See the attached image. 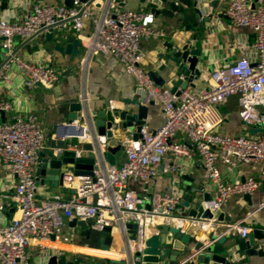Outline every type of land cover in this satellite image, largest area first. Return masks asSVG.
Here are the masks:
<instances>
[{"label":"built area","instance_id":"1","mask_svg":"<svg viewBox=\"0 0 264 264\" xmlns=\"http://www.w3.org/2000/svg\"><path fill=\"white\" fill-rule=\"evenodd\" d=\"M220 1L224 4L222 14L233 26L248 28L254 34L256 60L239 57L226 67L212 70L208 87L196 92L187 87L179 96L155 85L141 67V40L165 37L163 31L153 28L155 16L149 8L145 12L130 10L122 0H71L70 7L36 5L20 21L0 18L3 39L0 44L8 56L13 51L14 37L27 39L42 28L76 17L83 9L81 16L70 23L74 34L82 31L85 21L92 26L91 34L81 41L86 56L100 53L118 60L134 79L144 103H159L164 117L162 126L154 131L143 127L137 141L132 140L130 133L125 134L119 141L124 148V160L114 166L105 160L108 140L95 135L87 119L79 117L70 123H60L54 139L76 138L78 143L92 144L97 154V169L91 176L65 175L62 190L70 191L68 197L53 194L37 202L39 183L35 169L43 148V133L34 115L2 121L1 113L9 112L11 104L0 95V173L14 179L12 199L17 207V215L0 224V264H30L26 249L32 243L51 250L48 256L55 255L54 251L59 252L53 245L57 233L65 221L72 220H92L90 227L97 232L106 227L116 229L126 236L124 242L131 253L141 252L145 247L153 220L173 226L181 233L185 229H211L218 238L227 233H236L242 239L248 236L252 231L247 225L249 216L228 225L223 235L215 232L220 224L217 216L229 198L251 196L261 181L248 177L225 184L218 164L227 172L244 164L252 167L264 164V112L261 111L264 109V0ZM9 66L21 72L26 89L52 87L59 77L53 66L29 62L17 55L11 57L5 68ZM233 95H237L239 120L250 129H259L257 133L227 136L217 132L223 122L218 107ZM81 101L86 102L85 97ZM177 136L184 142L176 140ZM192 153L199 158L204 177L213 185L210 199L204 202V209L212 213L211 218L176 215L183 201V193L177 187L168 193L153 194L150 199L128 187L129 181L147 185L159 175L177 173L178 161L190 158ZM146 201L150 202L149 209L142 208ZM263 209L264 202L256 212ZM127 223L136 225L134 240H129ZM261 230L264 240V228ZM233 264L247 263L237 260Z\"/></svg>","mask_w":264,"mask_h":264},{"label":"crops","instance_id":"2","mask_svg":"<svg viewBox=\"0 0 264 264\" xmlns=\"http://www.w3.org/2000/svg\"><path fill=\"white\" fill-rule=\"evenodd\" d=\"M65 0H9L8 9L0 13V18L8 22L20 21L23 16L39 4L64 5ZM123 1V0H122ZM224 4L220 0H205L204 17L209 19L203 29H198L199 39L202 42V54L200 64L203 67V76L199 81L194 82L195 88L189 87L191 91H198L208 87L210 84V72L217 68H223L233 63L239 57H247L251 62H255L254 54V34L245 27L233 26L222 14ZM174 16L173 18H155L153 28L163 31L165 37L162 39L141 40L140 50L143 54L141 67L146 71H156L165 81L164 88L170 89L169 81L171 76L164 72H159L158 68L164 64V60L159 61L157 49L164 41H170L181 45L183 39L191 35L185 32V26L191 22H182ZM61 30L68 31L70 35H75L81 41H85L91 34L92 26L89 21L84 22V27L79 34H74L72 23L63 26ZM196 31V30H195ZM196 31V32H197ZM59 29H54V33ZM26 39L16 36L13 39V50L24 43ZM82 55L74 61H70L67 56L61 57L53 50V45L45 41V34H39L29 43L20 48L17 56L23 60L48 64L59 71L56 84L49 88L34 86L30 89L23 87V77L14 66L6 67L0 73V95L11 104V110L4 115V121L9 122L13 118L34 115L37 118V125L44 136L43 148L40 152L49 153V143L54 139L56 127L66 122L68 105L72 102L81 101L85 97L90 109L102 105L111 104L114 107H122L121 100L128 99L139 94L134 79L125 72L124 66L116 59L104 57L100 53L86 56L83 46ZM5 54V52H4ZM5 77V78H4ZM263 109V108H262ZM239 105L237 95L229 99L218 107V111L223 118L222 124L217 128V132L227 136L248 135L250 128L246 127L238 118ZM84 119V118H82ZM2 120V119H1ZM85 120V119H84ZM86 121V120H85ZM164 117L161 105L157 102L148 106L147 118L144 129L154 131L162 126ZM126 131H115V137L122 138ZM176 140L184 142L180 136ZM69 150H73L69 148ZM80 156H88L87 153L79 152ZM124 153L120 152L116 158V164H122ZM179 169L177 173L159 175L147 185L140 182H128V187L143 197H150L153 194H163L172 191L177 187L183 193V203L193 202L194 199L202 195H211L213 185L204 177L199 158L192 153L190 158L178 161ZM221 180L225 184H234L248 177H253L258 181L264 178V164L260 167L251 165H240L232 172H227L222 164H218ZM14 179L5 173H0V224L8 223L17 215V207L12 199ZM188 193L189 197L185 198ZM53 194H62L64 197L70 195V191L60 188L52 189L45 186L38 187L36 193L37 202L50 198ZM150 196V197H149ZM149 202V201H146ZM264 202V185L258 188L251 195V205H248L243 195H234L229 198L221 207L219 214H223L224 220L216 228L217 235H223L228 225L249 216L247 225L250 229H263V216H259L261 211H257L258 206ZM6 203L3 208L2 204ZM144 204V203H143ZM150 204V202H149ZM143 208V207H142ZM188 210L182 204L176 215L187 214ZM71 221H65L57 233V240L53 245L59 249L54 251L56 256L82 255L87 259L94 258L95 262L108 259L109 253L116 259H123V250H128L124 242L122 233L113 230L112 242L109 252L105 253L100 249V232L94 231L88 225L86 229L79 226L72 227ZM160 220H153L146 234L149 246H157L160 236V227H164ZM171 227V226H170ZM193 235L197 241L208 243V236L211 229H185L184 232ZM242 239L236 233H227L218 238V241L211 247L216 246L217 251L224 255L226 248L235 249L237 240ZM51 250L39 247L32 243L26 249L30 264H43V260ZM126 252V251H125ZM219 252V253H220ZM233 261L242 260L247 264H264V257L254 256L249 261L245 257L234 255Z\"/></svg>","mask_w":264,"mask_h":264},{"label":"water","instance_id":"3","mask_svg":"<svg viewBox=\"0 0 264 264\" xmlns=\"http://www.w3.org/2000/svg\"><path fill=\"white\" fill-rule=\"evenodd\" d=\"M85 2L86 0H81ZM147 2L150 12L155 18L162 17L173 18L178 16L179 21L191 22L185 26V32H191L187 38L183 39L181 45L174 44L170 41H164L157 49L159 61L164 60L159 68V72H164L171 76L169 81L170 92L179 96L181 90L188 86L195 88V83L203 76V67L200 64L202 54V42L198 38V29H203L205 23L209 22L204 17L205 0H141ZM71 0H65L64 5L70 7ZM9 0H0V13L8 9ZM83 9L79 11L76 17L69 18L65 21H59L55 24L42 28L33 36L27 38L22 45L6 56L1 52L0 44V72L9 64V60L16 55L21 47L29 43L37 35L44 33L45 41L53 45V50L61 57L67 56L70 61L82 55V42L75 35H70L68 31L61 30L62 27L70 23L75 18H79ZM58 28L59 32L54 33ZM197 32H196V31ZM3 41L0 38V42ZM149 79L157 86L163 87L165 81L156 71H148ZM122 107H114L111 104L102 105L90 109L88 103L78 101L68 105L66 122L77 118L87 119L93 127L95 135L105 136L107 141L105 160L110 166H114L117 155L123 152L124 148L120 144V139L115 137V131H126L130 133L133 141L141 137V130L145 125L147 118L148 106L154 105L155 101L144 103L142 97L136 96L121 100ZM4 113H1V119L4 121ZM259 129H250L251 134H255ZM126 133V134H127ZM72 148L73 150H69ZM77 152H85L88 156L77 155ZM96 151L90 143H78L76 138H66L63 141L51 139L49 143V153L39 155V162L36 165L35 175L40 186L46 188H60L62 190L63 178L67 174L73 176H91L92 171L97 169ZM264 178L261 181L260 189L263 188ZM1 198V197H0ZM210 199V195L205 194L197 197L193 202H182L188 210V215L196 218H211L212 213L204 209V202ZM244 201L251 205V196L244 195ZM95 201V198H94ZM181 204V205H182ZM6 203L2 204L5 208ZM264 213V209L262 211ZM223 214L217 216V221L223 222ZM72 227L79 226L86 229L87 221L70 222ZM129 240L135 239L136 225L127 223L125 225ZM160 236L157 246H149L146 240L145 247L141 252L131 253L129 250H123L124 258L116 259L107 257L103 261L95 262L85 258L82 255L75 256H47L43 264H233L232 256H244L247 261L251 257H264V240L261 229H253L246 238L237 240L235 249L226 248L224 255L217 251L213 246L218 241V237L211 231L208 236V243L197 241L193 235L181 233L173 226H164L158 229ZM113 230L106 227L102 232L100 249L108 253L112 242ZM163 234V236H162ZM164 237V238H162ZM222 237V236H221ZM220 252V253H219Z\"/></svg>","mask_w":264,"mask_h":264},{"label":"rangeland","instance_id":"4","mask_svg":"<svg viewBox=\"0 0 264 264\" xmlns=\"http://www.w3.org/2000/svg\"><path fill=\"white\" fill-rule=\"evenodd\" d=\"M125 4V8L130 9V10H135V11H141V12H145L148 8V4L147 2H143L141 0H123L122 1ZM2 53H4L5 51L2 49L1 50ZM262 112H264V109H261ZM150 197V196H149ZM189 194L186 193L185 194V198H188ZM143 208L149 209L150 208V204L149 202H144V204L142 205ZM259 216H263L264 219V213L262 212L261 214H259ZM87 224L90 226L92 224V220H87ZM264 225H262L261 228H263ZM115 230V229H113ZM163 236V234H162ZM164 238V237H162ZM90 260H94V258H90Z\"/></svg>","mask_w":264,"mask_h":264},{"label":"bare ground","instance_id":"5","mask_svg":"<svg viewBox=\"0 0 264 264\" xmlns=\"http://www.w3.org/2000/svg\"><path fill=\"white\" fill-rule=\"evenodd\" d=\"M149 238H152V235H150L149 237H147V239H149ZM102 256L108 257L107 255H103V254H102ZM112 256H116V255H113V254H110L109 253V257H112Z\"/></svg>","mask_w":264,"mask_h":264}]
</instances>
